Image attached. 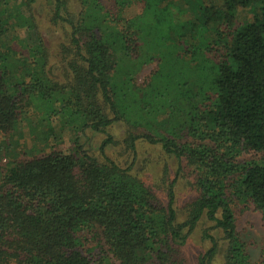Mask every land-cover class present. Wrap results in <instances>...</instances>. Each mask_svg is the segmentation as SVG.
Wrapping results in <instances>:
<instances>
[{"label":"trees","instance_id":"obj_1","mask_svg":"<svg viewBox=\"0 0 264 264\" xmlns=\"http://www.w3.org/2000/svg\"><path fill=\"white\" fill-rule=\"evenodd\" d=\"M45 1L64 33L54 63L36 0H0V264H190L183 247L202 221L208 248L192 264H264V243L253 261L233 213L252 206L264 226V0L180 11L188 19L175 37L187 48L169 54L188 70L181 84L145 53L168 0H77L75 11ZM244 9L252 18L238 22ZM118 122L126 130L114 140ZM88 133L104 138L98 157ZM139 142L188 170L181 209L167 166L157 188L134 172Z\"/></svg>","mask_w":264,"mask_h":264},{"label":"rangeland","instance_id":"obj_2","mask_svg":"<svg viewBox=\"0 0 264 264\" xmlns=\"http://www.w3.org/2000/svg\"><path fill=\"white\" fill-rule=\"evenodd\" d=\"M69 1L71 10H77V0ZM99 1L104 6H107L110 0ZM182 1L186 6L179 5L175 0H168V2L170 3L166 4V8L163 11H160L162 12L161 16L163 22H161L162 24L159 25L156 32H154V34H157V39H153L152 41H149L147 44H145V53L149 56H159V58L162 59V62L159 60L160 66L162 65V69H164V71L166 69L174 70L171 72V74H174L176 72L175 77L177 82L180 84L184 82L186 77H189V74L188 76H186L188 70L185 66L182 72V67H180L182 61L179 62V65L171 61L172 56H170L171 53L169 54V52L175 51L176 54H179L182 53V51L184 52V50L187 48L186 43H178L175 37V35L179 37V34L181 33L177 26L180 27L181 24H184L185 20L188 19V16H185L180 11H182L184 7H186V10L190 11V9H193L196 6V4L193 2L194 0ZM209 1V3H213L214 5L218 6H222L223 3L222 0ZM10 4H12V2ZM50 8L51 6L47 4L45 0H36V4L33 8V13H35L37 23L39 24L41 29L43 41L50 53V63H54L57 60L56 55L58 52L59 43L64 40V33L60 26H54L50 22ZM178 15L180 16L179 21H177ZM251 18L252 15L249 9L237 10L236 20L238 22L249 21ZM184 62H186V59H184ZM154 69V64L144 67L136 75L135 82L139 85H143L148 79L149 75L154 71ZM178 71L180 73L179 75H176ZM125 130V125L121 122H118L112 126L109 133L114 140H120L122 139ZM69 136L70 133L66 131V135L63 136V150L68 147L67 142ZM87 137L88 139L86 141L84 138H82V141L85 142V146L89 148L90 153L98 157L99 153L97 149L104 138L99 135H92L91 133H88ZM105 152L107 156L116 161L120 166H126L125 164H127L131 160L130 157H127L128 155L124 154L122 150H120L118 147H115L114 145L107 146ZM135 158L136 161L134 162V172L145 183L150 184L155 188H157L155 184L157 182V178L161 176L162 171L164 170L165 166H167V172L171 177H173L174 175H177V177H179L178 184L175 188L177 208L181 209L180 207L189 201V199L191 198V192L186 185L188 170L183 165V169L179 171L174 159L165 157L164 154H162L159 145L152 146L147 143L142 144L139 142L137 145V154ZM253 158L254 157L252 155L244 154L239 158V161H250ZM159 192L160 191L158 189L157 195H160V197H162L161 193ZM233 213L235 216L236 231L239 234L241 240L246 244L247 252L250 255L251 259L253 261H256L259 258L260 251L264 243V226L261 215L258 212L254 211L252 206H249L247 209H245L243 205H237L233 209ZM209 226L210 224L208 222L202 221L197 225L192 234L189 235L186 241V245L183 247V253L184 255H186V258L189 260L190 264H192L193 259L197 257L200 252H203L208 248V243L202 239L201 234L202 230L208 228ZM214 264H221L220 259L218 258Z\"/></svg>","mask_w":264,"mask_h":264}]
</instances>
